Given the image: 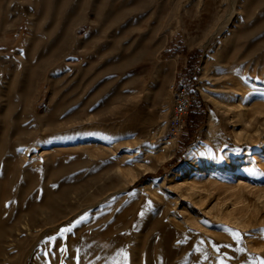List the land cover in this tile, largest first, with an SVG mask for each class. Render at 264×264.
Segmentation results:
<instances>
[{
    "label": "rangeland",
    "instance_id": "374dc122",
    "mask_svg": "<svg viewBox=\"0 0 264 264\" xmlns=\"http://www.w3.org/2000/svg\"><path fill=\"white\" fill-rule=\"evenodd\" d=\"M261 229L264 0H0V264H254Z\"/></svg>",
    "mask_w": 264,
    "mask_h": 264
},
{
    "label": "built area",
    "instance_id": "2783aa9c",
    "mask_svg": "<svg viewBox=\"0 0 264 264\" xmlns=\"http://www.w3.org/2000/svg\"><path fill=\"white\" fill-rule=\"evenodd\" d=\"M190 95L184 87L174 91L173 105L168 120V131L172 135L180 133L185 124V116L190 107Z\"/></svg>",
    "mask_w": 264,
    "mask_h": 264
},
{
    "label": "snow or ice",
    "instance_id": "6c2138e0",
    "mask_svg": "<svg viewBox=\"0 0 264 264\" xmlns=\"http://www.w3.org/2000/svg\"><path fill=\"white\" fill-rule=\"evenodd\" d=\"M151 204V202L149 201V205ZM143 213H141L142 215ZM84 219V218H82ZM81 221H77L76 223H80ZM71 231V228H64V229H61V232L60 234L63 235L64 233L66 232H69ZM261 234H264V229H261L260 230ZM230 234L232 235V237L237 241V242H240L241 240V234L239 232H236V231H233V230H230ZM55 237H49L48 240H54ZM178 243H180V241H178ZM203 243V242H201ZM224 247H230V245H225ZM241 251H243V249H240ZM61 251H66V249H61ZM216 251L219 252L220 251V247L217 246L216 247ZM205 259H207V256H205ZM259 261V264H264V259H261L259 257H255L253 258V261H254V264H255V261ZM221 264H223V262H221Z\"/></svg>",
    "mask_w": 264,
    "mask_h": 264
},
{
    "label": "trees",
    "instance_id": "16d2710c",
    "mask_svg": "<svg viewBox=\"0 0 264 264\" xmlns=\"http://www.w3.org/2000/svg\"><path fill=\"white\" fill-rule=\"evenodd\" d=\"M196 116H197V113H195L194 111L190 112V115H189V123L190 124L193 123L194 117H196Z\"/></svg>",
    "mask_w": 264,
    "mask_h": 264
}]
</instances>
